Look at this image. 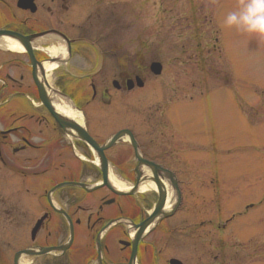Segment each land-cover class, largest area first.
Returning <instances> with one entry per match:
<instances>
[{
    "label": "flooded vegetation",
    "instance_id": "af4514ba",
    "mask_svg": "<svg viewBox=\"0 0 264 264\" xmlns=\"http://www.w3.org/2000/svg\"><path fill=\"white\" fill-rule=\"evenodd\" d=\"M120 9L119 0H0V264H231L215 253L226 243L238 259V245L218 235L229 225L215 224V188L211 214L190 202L203 190L188 182L200 176L184 157L177 109L215 103L213 61H194L204 80L173 79V92L162 91L145 58L154 44L123 42ZM156 92L164 100L144 107Z\"/></svg>",
    "mask_w": 264,
    "mask_h": 264
},
{
    "label": "rangeland",
    "instance_id": "374dc122",
    "mask_svg": "<svg viewBox=\"0 0 264 264\" xmlns=\"http://www.w3.org/2000/svg\"><path fill=\"white\" fill-rule=\"evenodd\" d=\"M119 1L124 9L123 42L140 38V42L149 40L155 44L154 51L145 52V58L151 61L157 57L164 64L165 70L156 81L162 91L173 92L166 86V83L171 86L173 79L189 83L199 78L204 80L202 63L197 67L198 62L193 60L213 61L215 103L206 111L205 107L192 103L177 107L186 111L188 144L183 148L188 151L184 157L190 170L202 178L188 179L189 185L194 191L201 187L207 193L192 194L190 202L204 200L211 214V193L215 188V224L219 227L249 202L259 203L229 222L226 233H218L230 237L232 248L235 243L248 244L244 250L236 246L238 259L231 258L233 250L228 248V243L219 244V248L215 244V253L219 249L220 258L225 256L231 264H264V41L223 24L226 14L236 10L243 0ZM189 16L191 19L186 18ZM194 17L202 19L195 21ZM175 60L184 61L180 64L183 68H174ZM175 69L182 73L175 74ZM173 74L179 76L172 78ZM163 100L156 92L145 100L144 107ZM209 124L215 129L214 138ZM196 140L201 143L197 144ZM256 246L258 254L247 255Z\"/></svg>",
    "mask_w": 264,
    "mask_h": 264
},
{
    "label": "clouds",
    "instance_id": "9594fccd",
    "mask_svg": "<svg viewBox=\"0 0 264 264\" xmlns=\"http://www.w3.org/2000/svg\"><path fill=\"white\" fill-rule=\"evenodd\" d=\"M223 24L264 41V0H243L236 10L226 14Z\"/></svg>",
    "mask_w": 264,
    "mask_h": 264
},
{
    "label": "bare ground",
    "instance_id": "6f19581e",
    "mask_svg": "<svg viewBox=\"0 0 264 264\" xmlns=\"http://www.w3.org/2000/svg\"><path fill=\"white\" fill-rule=\"evenodd\" d=\"M9 40H10L9 42H10L11 48L21 50V46H20L18 41L14 40V39H9ZM60 50L61 49H59V48L58 49H52V50H50V52L52 55H56ZM55 66H57L56 62H51V63L49 62L48 64H46L47 70L53 69ZM59 107H60V109L64 110L63 114L66 117H72L75 115V113L72 110H70L67 106H63V105L59 104ZM111 181L114 184V186H116L117 188H125V189L129 188L128 185H126L124 182L120 181L119 179L114 178V179H111ZM150 186H155L153 181L146 182L143 184V188H147Z\"/></svg>",
    "mask_w": 264,
    "mask_h": 264
},
{
    "label": "water",
    "instance_id": "95a60500",
    "mask_svg": "<svg viewBox=\"0 0 264 264\" xmlns=\"http://www.w3.org/2000/svg\"><path fill=\"white\" fill-rule=\"evenodd\" d=\"M153 66H154V68H155L156 73H159V72L161 71V64H159V63H155ZM46 100H47V99L44 98V101H46ZM45 104H47V106L51 109V111L57 116V114L55 113L54 109L50 106V104H48L47 102H45ZM59 120H60V123L64 126V128H67V127L69 126V123H67L66 121H63V120H61L60 118H59ZM71 126L74 127L73 124H72ZM120 138H121V135H117V136H115V137L111 140V142H110L109 144H107V145L110 146L111 144H113L115 141H117V140L120 139ZM87 140H88L89 142H91V144H92L93 147H96V144H95V143H94L89 137H87ZM105 182L107 183V179H105Z\"/></svg>",
    "mask_w": 264,
    "mask_h": 264
}]
</instances>
